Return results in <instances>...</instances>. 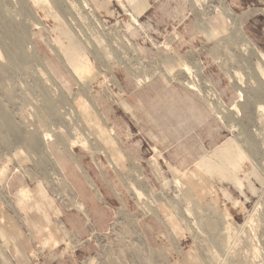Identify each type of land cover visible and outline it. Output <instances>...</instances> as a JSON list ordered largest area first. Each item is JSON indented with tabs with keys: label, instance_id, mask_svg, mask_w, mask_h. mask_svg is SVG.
<instances>
[{
	"label": "rangeland",
	"instance_id": "rangeland-1",
	"mask_svg": "<svg viewBox=\"0 0 264 264\" xmlns=\"http://www.w3.org/2000/svg\"><path fill=\"white\" fill-rule=\"evenodd\" d=\"M0 264H264V0H0Z\"/></svg>",
	"mask_w": 264,
	"mask_h": 264
},
{
	"label": "bare ground",
	"instance_id": "bare-ground-1",
	"mask_svg": "<svg viewBox=\"0 0 264 264\" xmlns=\"http://www.w3.org/2000/svg\"><path fill=\"white\" fill-rule=\"evenodd\" d=\"M196 86V85H195ZM197 89V88H196ZM240 96V95H239ZM241 96H242V94H241ZM242 98V97H241ZM241 101H243V100H241Z\"/></svg>",
	"mask_w": 264,
	"mask_h": 264
}]
</instances>
